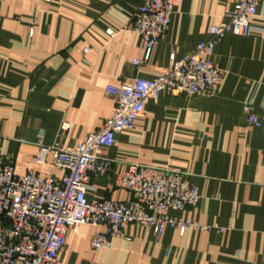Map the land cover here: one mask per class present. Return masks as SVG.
Masks as SVG:
<instances>
[{
	"label": "crops",
	"instance_id": "0c3cea01",
	"mask_svg": "<svg viewBox=\"0 0 264 264\" xmlns=\"http://www.w3.org/2000/svg\"><path fill=\"white\" fill-rule=\"evenodd\" d=\"M144 3L0 0V159L14 164L18 175L62 178L66 172L52 157L35 162L41 132L47 145L63 138L74 148L113 117L108 86L158 78L173 52L182 58L210 40V28L225 22L233 8L231 0H178L150 59L134 67L144 55L143 39L129 26ZM250 23L249 37L227 35L216 46L218 94L163 92L146 100L133 128L101 151L111 172L88 185L91 203L126 202L131 192L115 182L130 165L175 170L188 176L201 199L171 215L209 229L182 236L167 228L158 240L131 224L109 248L94 252L93 236L104 228L82 224L69 234L61 264H264V2ZM247 101L257 107L260 127L246 121ZM65 122L71 128L62 132Z\"/></svg>",
	"mask_w": 264,
	"mask_h": 264
},
{
	"label": "built area",
	"instance_id": "2783aa9c",
	"mask_svg": "<svg viewBox=\"0 0 264 264\" xmlns=\"http://www.w3.org/2000/svg\"><path fill=\"white\" fill-rule=\"evenodd\" d=\"M177 1L145 0L139 7L129 29L142 37L144 55L133 60L134 67L150 59L154 46L172 22ZM231 1L233 8L226 14V21L210 28V40L182 58L173 52L170 66L161 76L134 77L130 82L108 86L106 93L115 102L113 117L74 148H67L63 138L47 145L43 133L39 134L35 162L45 164L52 157L54 165L66 172L62 178L34 172L18 175L14 164L0 159V264H61L60 254L69 234L82 224L104 228V232L93 236L94 252L109 248L112 240L131 224L151 230L158 240L167 228L177 230L182 236L190 229H209L191 219L171 215L173 211L195 208L201 199L198 188L186 174L132 164L115 182L116 187L131 192L132 197L126 202L91 203L88 185L92 178L111 172L112 162L102 157L101 151L115 145L118 133L133 128L146 100L157 99L163 92L203 97L218 94L221 71L212 59L216 46L227 35L249 37L253 32L250 20L264 2ZM108 34L113 36L114 32L108 30ZM243 114L249 124L262 125L253 102L243 104ZM70 128L71 124L65 122L61 130L66 132ZM223 231L218 228V232ZM81 264L98 263L91 260Z\"/></svg>",
	"mask_w": 264,
	"mask_h": 264
}]
</instances>
